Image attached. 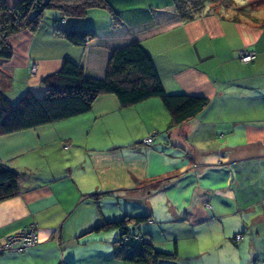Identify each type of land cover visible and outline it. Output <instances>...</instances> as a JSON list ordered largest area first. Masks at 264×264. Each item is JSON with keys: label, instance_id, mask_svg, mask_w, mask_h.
<instances>
[{"label": "crops", "instance_id": "1", "mask_svg": "<svg viewBox=\"0 0 264 264\" xmlns=\"http://www.w3.org/2000/svg\"><path fill=\"white\" fill-rule=\"evenodd\" d=\"M261 1L240 4V15L208 4L183 21L164 0L146 17L136 9L120 14L118 26L97 8L81 18L50 13L36 31L9 38L13 54L0 60V91L11 101L27 91L44 95L43 80L67 59L103 78L112 51L139 40L169 94L210 103L168 131L170 115L157 98L122 107L103 94L86 114L0 135V165L20 175V193L0 202V243L30 224L39 236L32 247L1 254L0 264H137L114 257L119 229H96L138 215H151L140 234L178 254L159 264H264ZM56 28L94 29L96 37L78 46ZM242 50L256 51V60L242 62Z\"/></svg>", "mask_w": 264, "mask_h": 264}, {"label": "trees", "instance_id": "2", "mask_svg": "<svg viewBox=\"0 0 264 264\" xmlns=\"http://www.w3.org/2000/svg\"><path fill=\"white\" fill-rule=\"evenodd\" d=\"M172 1L183 21L196 18L208 4H213L215 8L223 6L232 9L237 15L246 10L236 5L235 0ZM95 8L108 10L113 25L122 23L121 15L108 0H19L14 6L0 0V60L12 57L9 38L23 30L36 31L44 22L46 10L56 9L64 17L81 18ZM259 23L264 26V21ZM55 31L78 46H85L96 37L94 29L56 28ZM43 83L47 89L44 95L36 96L27 91L16 103L0 91V135L86 114L103 94L115 95L122 107L160 98L170 115L168 131L196 118L210 103L209 98L204 96L169 94L152 55L139 40L112 51L103 78L87 76L82 66L67 59L61 70L49 75ZM19 193V173L1 164L0 202ZM149 220L151 215L125 216L120 220L105 221L96 230H120V236L112 243L114 257L120 261L137 264L176 261V251L159 250L147 235L139 233V224Z\"/></svg>", "mask_w": 264, "mask_h": 264}, {"label": "built area", "instance_id": "3", "mask_svg": "<svg viewBox=\"0 0 264 264\" xmlns=\"http://www.w3.org/2000/svg\"><path fill=\"white\" fill-rule=\"evenodd\" d=\"M257 58V53L254 50H242L240 59L244 63H252ZM37 67L34 65L33 71ZM146 143L151 144L152 138L146 140ZM39 242L36 224H30L20 231L8 235L4 241L0 243V255L7 251H22L36 245Z\"/></svg>", "mask_w": 264, "mask_h": 264}, {"label": "rangeland", "instance_id": "4", "mask_svg": "<svg viewBox=\"0 0 264 264\" xmlns=\"http://www.w3.org/2000/svg\"><path fill=\"white\" fill-rule=\"evenodd\" d=\"M163 1L164 0H115L114 3L116 4V6L118 8V10L117 9L116 10L121 15L122 14H125L128 10L136 9V10L139 11L138 14H137V16L146 17L149 14H151L152 10H155L156 7H154V6H156V4H160ZM235 1L238 2L239 5L240 4L244 5V4L247 3V0H235ZM263 4H264V0L261 1V5H263ZM101 10H102L103 13H105V11L108 12V10H103V9H101ZM119 10H122L123 12L120 13ZM50 13H56V14H58V11L56 9H50V10H46V12H45V14L47 15V17H50ZM60 20H61V17H60L59 21ZM111 95H113V94H111ZM113 97H116V96L114 95ZM114 99H116V98H114ZM18 100L19 99H15L12 102L13 103H16ZM157 101H161L160 98H157ZM161 107H163V109H164L163 111H164L165 115L163 114V112H161V114L166 117V115H168V112L165 110L164 106L161 105ZM162 115H160V117H159L160 118L159 120H161V122L164 120L163 119L164 117ZM153 139H156V138H153ZM160 205H162V204H160ZM155 210H157V208H155ZM156 214H158L157 211H156ZM165 248H167L166 250H171V251H168V252H172V250H173V247H171V246L165 247ZM161 250H163V248ZM185 250H187V249H185ZM112 251H113V248H112ZM190 255H191L190 252L187 251L186 252V256H190ZM185 261H187V259H185Z\"/></svg>", "mask_w": 264, "mask_h": 264}]
</instances>
